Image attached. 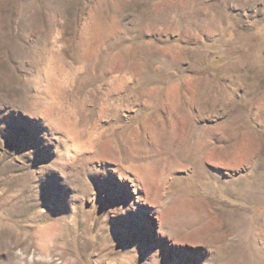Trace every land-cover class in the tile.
Masks as SVG:
<instances>
[{
    "label": "rangeland",
    "instance_id": "374dc122",
    "mask_svg": "<svg viewBox=\"0 0 264 264\" xmlns=\"http://www.w3.org/2000/svg\"><path fill=\"white\" fill-rule=\"evenodd\" d=\"M0 264H264V0H0Z\"/></svg>",
    "mask_w": 264,
    "mask_h": 264
},
{
    "label": "bare ground",
    "instance_id": "6f19581e",
    "mask_svg": "<svg viewBox=\"0 0 264 264\" xmlns=\"http://www.w3.org/2000/svg\"><path fill=\"white\" fill-rule=\"evenodd\" d=\"M101 1V0H100ZM98 18V17H97ZM100 21V20H99ZM98 24V23H97ZM50 68V67H49ZM47 71V70H46ZM48 74H49V72H47ZM54 73V72H53ZM53 76V75H52ZM194 90V89H193ZM152 92L151 93H153V91L154 90H151ZM166 100V99H165ZM196 116V115H195ZM197 117V116H196ZM153 133V132H152ZM153 135V134H152ZM69 137V136H68ZM154 137V136H153ZM160 139V138H159ZM248 140V139H247ZM240 146V145H239ZM242 148V147H241ZM237 149V148H236ZM250 150V149H249ZM117 158V157H116ZM103 160V159H102ZM119 163V162H118ZM225 164V163H224ZM134 165V164H133ZM146 165V164H145ZM148 166V165H147ZM129 167V166H128ZM146 167V166H145ZM127 168V167H126ZM136 169H134V171H135ZM138 170H140V169H138ZM147 170V169H146ZM145 170V171H146ZM143 171V170H142ZM149 171V170H148ZM139 172V171H138ZM141 175V174H140ZM152 175V174H151ZM161 176V175H160ZM150 178V177H149ZM140 179H142V178H140ZM158 185V184H157ZM144 186V185H143ZM156 186V185H155ZM154 186V187H155ZM145 189H146V187H145ZM139 190V189H138ZM156 190V189H155ZM154 191V190H153ZM152 192V191H151ZM148 193H149V191H148ZM148 195H150V194H148Z\"/></svg>",
    "mask_w": 264,
    "mask_h": 264
}]
</instances>
